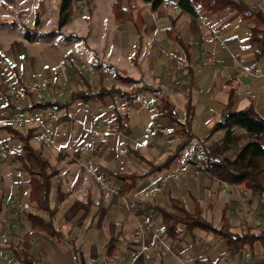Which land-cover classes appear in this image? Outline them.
I'll list each match as a JSON object with an SVG mask.
<instances>
[{"label": "crops", "instance_id": "0c3cea01", "mask_svg": "<svg viewBox=\"0 0 264 264\" xmlns=\"http://www.w3.org/2000/svg\"><path fill=\"white\" fill-rule=\"evenodd\" d=\"M244 1L264 10V0ZM113 2L76 3L58 30L59 1L51 13L45 12L43 0L35 24L39 0L30 14L10 10L18 7V0H0V264H22L12 253L15 245L40 264H98L105 255L101 246L106 264H264L256 257L262 253L258 243L254 256L245 246L243 254L232 257L226 240L212 232L194 229L171 240L165 236L159 212V208L172 210L175 200L189 213L198 209L216 227L225 218L235 233L264 230L260 221L264 197L213 177L201 150V144L212 145L222 138L224 131L212 128L229 100L234 111L253 105L264 117V58L256 60L249 44L253 21L232 9L217 13L197 9L192 15L179 8V0H163L156 9L133 0L134 17L144 19L138 30L132 20L115 19ZM203 50L214 57L213 65L205 64ZM116 73L132 81L117 80ZM44 78L48 79L44 97L37 100L29 88ZM6 82L21 91L19 103L6 94ZM111 86L139 89L131 102L117 94L73 97L75 92ZM159 93L173 104L180 121L186 117L187 103L191 106L193 138L186 144L190 149L184 145L169 167L159 164L182 136L176 123L161 114ZM43 101L68 105L37 104ZM27 113L57 132L51 142L43 138L42 127L18 126L10 120L14 114ZM30 127V144L42 149L55 170L49 201L60 238L31 230L26 217L37 211L27 204L28 175L15 160L19 139L11 129L25 132ZM152 127L155 130L145 135ZM179 164L182 171L176 178L153 179L154 171L161 176ZM112 173L140 176L122 181ZM95 174L106 175L117 188L125 183L131 187L126 194L104 189ZM155 185L156 192L151 189ZM126 207H134L136 215ZM3 210L4 221L24 216L27 222L20 231H14L18 221L10 225L2 221ZM154 226L161 230L160 239L133 261L140 245L150 243Z\"/></svg>", "mask_w": 264, "mask_h": 264}, {"label": "trees", "instance_id": "16d2710c", "mask_svg": "<svg viewBox=\"0 0 264 264\" xmlns=\"http://www.w3.org/2000/svg\"><path fill=\"white\" fill-rule=\"evenodd\" d=\"M88 0H59L58 3V22L59 30L67 21L73 10V6L80 2ZM114 0L112 10L116 20H132L137 29L140 30L144 19L142 16L133 14V0ZM150 4L152 9H156L163 0H143ZM89 5V4H88ZM43 6V0H39V6L36 10L35 24L39 23L38 14ZM178 6L182 11L194 15L197 9H202L211 13L221 12L226 9H232L239 13L244 19H251L253 25L249 37V44L253 47L255 59L264 58V10L256 5H249L244 0H179ZM172 32V28H170ZM117 80L130 82L129 77L115 74ZM0 81V88L2 87ZM138 87H132L129 90H120L115 86L103 87L97 92H75L74 96L88 97L89 93L95 96L119 95L123 100L131 102ZM161 103V114L167 116L179 128L182 139L177 143L174 150L167 155L159 165L169 167L176 160L180 149L193 138L190 128L191 106L187 103L186 117L180 121L172 103L163 94L157 95ZM229 100L227 107L222 113L221 119L216 122L214 128L224 131L221 139L212 145L201 144V150L206 159L211 160V164L206 163V169L210 174L221 182L237 184L243 186L246 190L256 196L264 197V117L260 116L253 105L244 109L234 111L231 109ZM45 108H65L68 102L54 103L50 101L37 102ZM34 127L35 124H31ZM237 128L243 130L238 132ZM211 129V131H212ZM11 133L19 139V150L15 154V160L20 167L27 173V186L29 189L27 204L32 205L37 212H27L26 217L30 223V229L33 231H44L54 238H60V231L54 226V213L49 201L51 188V178L55 173L48 157L41 148H34L30 144L33 135V127L25 132L11 129ZM206 139V138H204ZM203 139V141H204ZM156 166H152L154 168ZM112 176L118 180L134 181L140 175L136 173L121 174L112 173ZM130 185L125 183L117 188L120 194H126ZM171 209L159 208L163 219L165 236L171 240H180L186 234L194 229L205 232H212L222 239L226 240L227 251L232 257H238L243 254L245 246L250 248V254L255 255L254 244L258 243L261 247L264 258V230L256 233L246 230L241 233L231 231L227 219L223 218L220 227L203 217L197 209L194 213H189L184 206L171 200ZM173 210H177L180 215ZM38 212L47 215L44 218ZM13 255L22 264H40L38 260L32 257L26 250L18 246L11 247Z\"/></svg>", "mask_w": 264, "mask_h": 264}, {"label": "built area", "instance_id": "2783aa9c", "mask_svg": "<svg viewBox=\"0 0 264 264\" xmlns=\"http://www.w3.org/2000/svg\"><path fill=\"white\" fill-rule=\"evenodd\" d=\"M216 39H218V41H220V39L218 38L217 35H215ZM220 43L222 44V42L220 41ZM202 57L203 60L205 62L206 65L211 66L214 64V57L207 51V50H203L202 51ZM48 81L47 78L42 79L40 82H36L33 86H31L29 88L30 92L32 94H34L35 98L37 100L43 99L44 94L42 93V88L44 86V84ZM5 92L6 94L11 97L15 103H19L21 97H22V93L21 91L16 87V85L13 82H6L5 83ZM11 122H13L15 125L21 126V125H25V124H35L37 126H40L43 128V138L48 141L51 142L52 138L54 136L57 135V132H55L54 130H52L50 128V126H47L43 123V120L37 116H35L32 113H27V115H20V114H14L11 117ZM155 130V127H152L150 129H147L145 131V135H150L153 131ZM187 150L190 149L189 145H186ZM206 163L211 164V160L206 159ZM182 171V165H176L173 168L168 169L167 171H165L164 173L161 174L160 176V180L162 181H166L169 178H176ZM95 179L97 180V182L105 189L108 190H112V191H117V187L115 184H113L110 180V178H108L106 175L103 174H95ZM152 191L156 192L159 187L158 186H153ZM127 210L130 211L131 214L136 215L135 210L130 208V207H126ZM132 209V210H131ZM161 230L158 226H154L153 230H152V235H151V241L150 243L148 242H143L140 245L139 250L134 254L133 256V261L136 260V258L142 253V252H147L150 249V246L157 240L160 239L161 235ZM166 249H168L167 247H165ZM245 256L247 258L250 257L249 253H246ZM256 257L258 258H263V254L262 253H258L256 254Z\"/></svg>", "mask_w": 264, "mask_h": 264}, {"label": "rangeland", "instance_id": "374dc122", "mask_svg": "<svg viewBox=\"0 0 264 264\" xmlns=\"http://www.w3.org/2000/svg\"><path fill=\"white\" fill-rule=\"evenodd\" d=\"M38 0H18V7L17 8H10V10H15V11H19L21 13H23L24 11L28 14L32 13L36 3H37ZM59 0H45V4H46V11L45 12H56V8H57V3H58ZM58 10V9H57ZM5 11V15L7 14V11ZM24 12V13H25ZM8 15V14H7ZM26 15V14H25ZM24 21H27L26 17L24 16ZM264 139V138H263ZM155 175L153 177L156 178L159 176L160 178V173L157 172V171H154ZM160 182V181H159ZM158 184V183H156ZM105 189V188H104ZM248 192V191H247ZM248 193H251V192H248ZM133 209H135L133 207ZM132 210V209H131ZM136 211H138V208L136 209ZM262 215H263V218L262 216H260V221H264V211L262 212ZM1 217H2V221H4V217H5V210L2 211L1 213ZM13 221H18L19 225L17 227V229H15L14 231H20L21 228H23V225L27 222L25 219H24V216L23 215H16L15 218L13 220H10V219H7L6 221H4V223H6L7 225H10ZM134 223V221H132ZM118 241H113V243H117ZM122 248V247H121ZM104 250V251H103ZM123 250V249H122ZM99 251L100 252H103L105 255L102 256L101 259H99V261L97 262L98 264H106L107 263V259L108 257H106V250L104 249V246H101L99 248Z\"/></svg>", "mask_w": 264, "mask_h": 264}]
</instances>
